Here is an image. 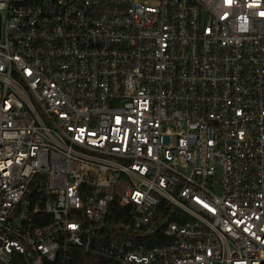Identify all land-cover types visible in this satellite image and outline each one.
I'll return each mask as SVG.
<instances>
[{
    "label": "built area",
    "instance_id": "1",
    "mask_svg": "<svg viewBox=\"0 0 264 264\" xmlns=\"http://www.w3.org/2000/svg\"><path fill=\"white\" fill-rule=\"evenodd\" d=\"M0 17V264L88 250L108 223L102 264H264V0H0Z\"/></svg>",
    "mask_w": 264,
    "mask_h": 264
},
{
    "label": "trees",
    "instance_id": "2",
    "mask_svg": "<svg viewBox=\"0 0 264 264\" xmlns=\"http://www.w3.org/2000/svg\"><path fill=\"white\" fill-rule=\"evenodd\" d=\"M40 193V191H39ZM169 208V206H168ZM118 212L117 207H113L111 210V213ZM167 212V204L162 203L158 210V217L165 216ZM40 213L43 215L44 222L40 224L39 226H44L49 224L51 221L49 215H46L43 212L42 206ZM119 215L114 218L115 222H124L125 220L119 219ZM111 219L113 216L111 215ZM189 217L183 215L182 218L178 219L176 214H173L171 217L172 221L177 222H185L188 220ZM114 224L116 223H108L103 228L99 230L98 236L96 237L97 246L92 245V248L86 250L82 247L78 246H69L62 254H59L57 256L55 261H45L43 264H102L104 263V259L101 258L97 251V247L99 245L106 244L109 242L113 236L117 234H121L122 232H118V229L115 228ZM129 236V235H128ZM150 246H156V245H163L166 243L165 237H163V233L161 230L155 232L151 238H150ZM11 264H32L31 262L27 261L22 255L15 254L13 261Z\"/></svg>",
    "mask_w": 264,
    "mask_h": 264
},
{
    "label": "water",
    "instance_id": "3",
    "mask_svg": "<svg viewBox=\"0 0 264 264\" xmlns=\"http://www.w3.org/2000/svg\"><path fill=\"white\" fill-rule=\"evenodd\" d=\"M0 36H1V17H0ZM34 193H35V190H33L30 195H33Z\"/></svg>",
    "mask_w": 264,
    "mask_h": 264
},
{
    "label": "rangeland",
    "instance_id": "4",
    "mask_svg": "<svg viewBox=\"0 0 264 264\" xmlns=\"http://www.w3.org/2000/svg\"><path fill=\"white\" fill-rule=\"evenodd\" d=\"M16 1V0H15Z\"/></svg>",
    "mask_w": 264,
    "mask_h": 264
}]
</instances>
